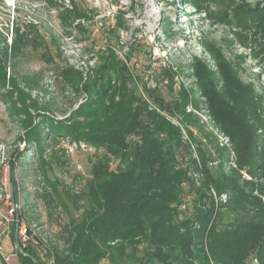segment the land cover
Instances as JSON below:
<instances>
[{
    "label": "trees",
    "instance_id": "16d2710c",
    "mask_svg": "<svg viewBox=\"0 0 264 264\" xmlns=\"http://www.w3.org/2000/svg\"><path fill=\"white\" fill-rule=\"evenodd\" d=\"M261 10L242 11V18L263 17ZM73 18L81 25L89 17L77 8ZM119 18L105 31L95 66H58L62 78L84 95L64 119L26 92L9 64L21 43L35 49L44 45L39 27L28 22L22 31L13 25L11 46L0 48L2 97L40 158L49 134L83 140L103 152L85 184L87 204L65 227L67 247L46 249L48 258L54 264H101L104 259L109 264H264V188L242 176V171L253 178L264 175V136L259 133L264 113L227 68H220L232 87L225 94L211 81L206 65L193 66L214 126L236 155L235 166L226 170L227 145L211 141L215 152L205 150L191 128L204 131L199 116L187 111L189 104L200 109L188 89L181 86L179 97L168 102L156 86L137 78L128 53L120 57L115 44L123 28ZM51 54L47 49L44 57L51 60ZM225 193L228 199L219 202ZM186 202L193 205L188 216ZM20 246L23 264H48L32 245Z\"/></svg>",
    "mask_w": 264,
    "mask_h": 264
},
{
    "label": "rangeland",
    "instance_id": "374dc122",
    "mask_svg": "<svg viewBox=\"0 0 264 264\" xmlns=\"http://www.w3.org/2000/svg\"><path fill=\"white\" fill-rule=\"evenodd\" d=\"M77 8L89 17L81 25L73 18ZM259 8L263 17L242 18V11ZM116 16L123 22L120 41L115 42L120 57L128 53L137 78L156 86L168 102L179 97L181 86L188 89L200 109L189 104L187 111L199 116L204 129L192 124L194 134L205 150L211 149V141L226 144L225 168L230 170L236 155L228 138L214 126L193 66L206 65L216 88L228 94L232 87L220 72L227 68L264 113V0H0V48L11 46L13 25L22 28L34 22L39 27L44 45L35 49L21 43L9 64L20 86L46 105L47 112L64 119L84 95L62 78L58 66H95L107 40L105 31L115 24ZM47 49L51 60L44 57ZM4 92L0 85V264H23L20 244L22 248L32 245L41 260L54 264L46 249L67 247L65 227L87 204L85 184L92 163L103 152L83 140L49 134L41 159L33 141L24 137L20 121L10 113ZM42 127L48 129L47 124ZM259 133L264 136V130ZM260 174L251 179L242 176L264 188ZM227 199L226 193L217 198ZM183 207L187 216L192 213V204ZM101 264L109 263L104 259Z\"/></svg>",
    "mask_w": 264,
    "mask_h": 264
},
{
    "label": "built area",
    "instance_id": "2783aa9c",
    "mask_svg": "<svg viewBox=\"0 0 264 264\" xmlns=\"http://www.w3.org/2000/svg\"><path fill=\"white\" fill-rule=\"evenodd\" d=\"M242 173L244 174V177L251 179L252 177L245 171H242ZM257 261V260H256Z\"/></svg>",
    "mask_w": 264,
    "mask_h": 264
}]
</instances>
